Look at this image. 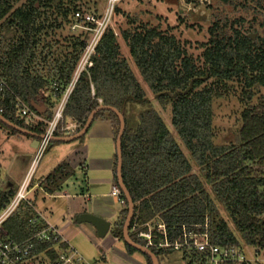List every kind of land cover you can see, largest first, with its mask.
<instances>
[{
	"label": "trees",
	"instance_id": "16d2710c",
	"mask_svg": "<svg viewBox=\"0 0 264 264\" xmlns=\"http://www.w3.org/2000/svg\"><path fill=\"white\" fill-rule=\"evenodd\" d=\"M21 1L0 0V77L12 91L0 90V109L11 122L42 134L71 81L90 36L88 28L95 24L76 18L82 7L78 0H25L18 4ZM207 1L232 4L236 0ZM244 1L264 9V0ZM119 10L116 4L114 13ZM49 13L54 16L51 22ZM135 22L131 18L134 26L120 31L130 59L121 55L118 34L108 23L92 64L81 73L68 99L60 127L72 119L78 132L100 105L124 114L122 177L134 202L129 234L135 242L147 245L139 233L149 231L150 226H155L151 231L154 243L163 241V232L156 227L162 222L170 243L182 242L190 232H207L210 241L220 246L244 243L264 249V94L259 92L264 87V36L255 40L241 30L228 31L227 22L217 19L208 29L201 57L194 58L174 34ZM75 24H81L74 29L78 33L61 40L57 29H71ZM261 24L264 27V22ZM131 61L159 104L171 107L172 125L190 158L159 112L145 109L136 121L127 116L129 104L149 102ZM233 80L243 85L241 125L233 137L215 144L212 104L223 97L221 88L227 89ZM53 84L58 86L57 92ZM16 97L30 106H46L41 114L44 120L27 123L19 116ZM99 118L111 122L116 140L120 129L117 115L102 110L94 120ZM0 126L30 138L1 120ZM113 172L118 186L117 154ZM74 175L72 164L63 160L39 180V188L55 195ZM14 193L8 184H0V209ZM127 207L126 200L110 231L133 253L137 250L123 236ZM34 213L28 203L21 205L5 222V235L22 240L33 234L38 229L31 222ZM149 248L159 263L163 254L176 251L172 247ZM178 251L183 252L186 264H205L199 252ZM144 255L147 264H153Z\"/></svg>",
	"mask_w": 264,
	"mask_h": 264
},
{
	"label": "rangeland",
	"instance_id": "374dc122",
	"mask_svg": "<svg viewBox=\"0 0 264 264\" xmlns=\"http://www.w3.org/2000/svg\"><path fill=\"white\" fill-rule=\"evenodd\" d=\"M23 1L25 0L18 4ZM77 2L82 6L81 15L91 14L97 20H102L108 11L109 0H78ZM116 4L120 10L115 14L114 6ZM114 6L109 24L118 34L121 55L129 59V48L121 38L120 31L134 26L130 24L131 18L136 19L135 25L146 23L149 26H155L174 34L194 58L201 57L202 44L209 39L208 29L217 19L220 23L222 21L227 22V25H229L228 31L238 29L244 34L253 36L252 38L255 40L257 36H264V27L261 24L264 22V9L259 8L253 1L236 0L232 4H223L207 0H116ZM47 16L51 22V18L54 16H51L50 13ZM59 22V20L55 21V26ZM80 25L77 29L81 27ZM57 32H61L62 36L59 37L61 40L64 39V36L78 33V31L73 30V26L71 29L69 26H65L62 29H57ZM130 63L149 102L146 104H129L126 110L127 116L130 120L136 121L143 110H156L160 113L182 150L190 158L187 149L172 125L171 107L163 108L159 104L143 81L135 64L132 61ZM242 89V83L233 80L228 83L227 89L221 88L223 97L215 98L213 101L212 121L215 144L224 143L225 139L233 137V134L240 128V114L244 106ZM259 92L264 94V87H261ZM89 136L88 134L84 136L85 144L91 143ZM29 140L30 138L26 135H11L9 130L0 126V184L2 186L5 187L8 182H12L17 189L19 188L36 152ZM69 144H71V148H74L78 141L66 142L61 145L56 143L54 146L52 144L39 160L40 162L34 174V182L41 177H46L63 159L70 158V161L75 164L77 156H74L73 150L70 152L68 148L64 149V156H57L58 146H68ZM110 153L111 157L114 158L116 147L112 140ZM66 155L69 157H66ZM87 164H89V159H87ZM101 169H91L90 172L88 170L86 181H84L82 170L75 165V176L68 180L62 191V194L68 192L71 197L61 196V194L49 196L39 186L33 187L32 191L28 193L27 199L34 205V214L41 213L50 224L56 226L87 263L99 262L104 257L103 264H147L144 253L140 251L129 253L124 241L114 237L111 231L104 237H100L92 224L77 223L75 221L78 213L94 214V211L103 208L111 213V220L113 223L115 222L117 213L122 206L114 196L107 195L112 190V169L103 166ZM107 177H110L109 182ZM82 186L88 187L89 193L92 195L90 200L85 199L80 194ZM100 193H103V195ZM242 247L244 253L252 258L254 254L253 247L244 244H242ZM160 264H186V260L183 258V252L176 250L169 254H163ZM261 264H264V262Z\"/></svg>",
	"mask_w": 264,
	"mask_h": 264
},
{
	"label": "built area",
	"instance_id": "2783aa9c",
	"mask_svg": "<svg viewBox=\"0 0 264 264\" xmlns=\"http://www.w3.org/2000/svg\"><path fill=\"white\" fill-rule=\"evenodd\" d=\"M115 1L109 0L108 11L102 20H97L91 14L81 15L80 12H77L75 15L77 19H84L95 25L94 27H86L90 30V36L86 41L85 48L72 75L71 81L62 92L52 117L46 120L47 127L38 139L35 155L31 159L29 169L23 181L11 199L7 203H4L0 209V264H90L85 262L78 251L62 236L58 228L50 224L41 213L31 219L33 224L38 225V229L22 240L7 237L5 235L4 224L25 202L34 209V205L28 201L27 195L32 191L33 187L36 188L39 186L38 183L34 182V174L40 162L39 160L50 149L54 137L57 136L58 132L60 136H68L74 134L78 128L77 123L72 119L67 120L60 127L64 121V110L79 76L92 64L91 57L95 54L96 46L106 30ZM78 26L79 24L73 25V30ZM52 87L55 92L58 91L56 84H53ZM0 90H9L12 92L1 77ZM15 99L19 116L24 118L27 123L31 124L37 120H44L33 106L26 104L18 97ZM1 112L2 109H0ZM111 195L117 198L122 205H125L126 200L119 186H113ZM154 227L150 226L149 231L139 233L140 237L147 240L146 246L148 247L153 245L157 248L172 247L175 250L185 249L196 251L202 254L205 264H261L264 262V249L251 246L253 247L254 254L250 258L244 253L242 244L238 246H220L214 244L210 241L207 232H190L185 235L182 242L170 243L167 240L165 225L162 222H159L156 227L158 231L163 232L164 240L154 243L151 232ZM244 245L248 246L246 244Z\"/></svg>",
	"mask_w": 264,
	"mask_h": 264
},
{
	"label": "crops",
	"instance_id": "0c3cea01",
	"mask_svg": "<svg viewBox=\"0 0 264 264\" xmlns=\"http://www.w3.org/2000/svg\"><path fill=\"white\" fill-rule=\"evenodd\" d=\"M39 107L42 108V110H43L42 114H44L47 110V107L46 106H39ZM86 134H88V136L90 135L89 137L91 139V143L85 144V142L83 140L84 138L81 140L76 139V140L67 142V143H72L74 141H78V144L74 148H71V146H70L71 144H69L68 146H58L57 156H64L63 155L64 149L68 148L70 152L73 150L72 153L74 152V156H77L75 164L70 161L71 160L70 158L63 159V160L69 161L72 164L74 169H75V165L79 166V168L82 170V172L84 174V181H86L88 170H89V172L91 169L102 170L101 169L102 166L106 167V168H111L112 173H113V180H112V188H113V186H115L117 184L115 183L114 172H113V166H114V162H115V158H116V153L114 155V158L111 157L112 155L110 153L111 140L114 141L115 147H116V140L114 138V131H113L112 124L107 119H103V118L96 119L92 122V124L89 127V129L87 130ZM11 135H15V134H11ZM33 139L34 138L32 136H30L29 141H30L31 145L33 144ZM55 142L58 143L59 145L66 143V142H57V141H55ZM56 143H54L53 146ZM64 145H66V144H64ZM104 146H105V149H104ZM67 156L68 155H66V157ZM87 159H89V164H87ZM29 160H30V158L28 159V163H29ZM73 177H71V178H73ZM42 178H44V177L37 179L36 183H38L39 180ZM107 178H108V182H109L110 177H107ZM70 179H68V180H70ZM68 180L64 184L62 191L64 190V187L67 184ZM8 186L11 187L12 189H14V191H16V189H17L15 187L14 183H12V182H8ZM86 186L81 187L80 194L85 199L90 200L92 198V195L89 193V189ZM62 191L60 193L55 194V195H49V196H57V195L61 194V196L71 197V195L68 192H65L62 194ZM111 191L107 195L110 196ZM100 194L103 195V193H100ZM120 205L122 206V208L124 207V205H122L121 203H120ZM122 208H121V210H122ZM121 210H119V212ZM119 212L117 213L116 219L118 217ZM80 214H82V213H78L76 216H78ZM95 214L99 217L104 218L105 220H107L110 223V229L108 231V232H110L113 224L115 223V222L113 223V221L111 220V217H112L111 213H109L107 210L101 208L98 211H94V215ZM116 219H115V221H116ZM75 221H76V219H75ZM104 261H105V258L103 257L99 262L96 261L95 263H92V264H103L102 262H104Z\"/></svg>",
	"mask_w": 264,
	"mask_h": 264
},
{
	"label": "water",
	"instance_id": "95a60500",
	"mask_svg": "<svg viewBox=\"0 0 264 264\" xmlns=\"http://www.w3.org/2000/svg\"><path fill=\"white\" fill-rule=\"evenodd\" d=\"M32 106L40 114L43 113L42 108H40L37 104L33 103ZM102 110H109V111L114 112L120 121V129H119V133H118V136L116 139L117 178H118V186L121 189V191L123 192V194L127 200V203H128V207H127L128 208V214L126 216L125 223L123 226L124 240L132 248H135L137 251H140L144 254H147L151 258L153 264H160L157 255L148 246H144V245H141V244L135 242L130 237V234H129V227L131 225V221H132L133 216H134V202H133V199L130 195V192L128 191V189H127V187L123 181V177H122V136H123V133H124L125 127H126V121H125L124 114L115 107L108 106V105H100L90 113L86 124L84 125V127L81 130H79L78 132H76L72 135H68V136H55L54 141L70 142V141L79 139L80 137H82L83 135L86 134L87 130L89 129V127L91 126V124L94 120L95 114L99 111H102ZM0 120L2 122H4L5 124H7L8 126L14 128V129H16V130H18L24 134L32 136L34 139H33V144L31 146L33 148L37 147L38 139L41 137V134H37L31 130H28L26 128H23V127L15 124L13 122H11L9 119L5 118L1 113H0ZM75 219L78 223H90V224H92L96 228L97 233L100 237H104L110 229V223L107 220H105L104 218L99 217L97 215H94V214L82 213V214L76 216Z\"/></svg>",
	"mask_w": 264,
	"mask_h": 264
}]
</instances>
